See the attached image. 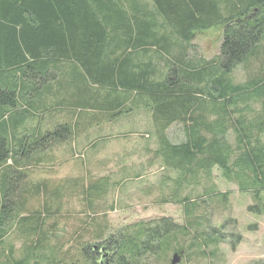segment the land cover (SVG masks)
<instances>
[{
  "label": "trees",
  "instance_id": "16d2710c",
  "mask_svg": "<svg viewBox=\"0 0 264 264\" xmlns=\"http://www.w3.org/2000/svg\"><path fill=\"white\" fill-rule=\"evenodd\" d=\"M217 26L223 29L218 55H191L194 35ZM263 40L264 0H0V167L17 148L28 154L39 141L33 135L24 140L31 134L18 136L16 129L26 114L39 116L34 106L68 118L45 140L70 135L69 123L88 112L111 118L142 105L157 135L155 156L177 172V183L216 166L227 178L237 170L236 178L245 181L239 190L257 195L264 191V76L245 85L228 76L264 57ZM249 96L260 100L261 111L234 119L229 108ZM175 122L184 132L180 143L165 134ZM229 129L234 144L227 141ZM27 167L16 178L6 173L0 187V239L3 223L11 220L25 240L23 255H12L11 264H98L100 248L110 253V264H165L170 251H184L172 244L188 234L191 219L178 224L160 217L108 234L98 226L84 241L57 234L63 196L80 197L94 219L108 177L28 186L21 179ZM178 190L161 201L182 203L188 215L197 197Z\"/></svg>",
  "mask_w": 264,
  "mask_h": 264
},
{
  "label": "rangeland",
  "instance_id": "374dc122",
  "mask_svg": "<svg viewBox=\"0 0 264 264\" xmlns=\"http://www.w3.org/2000/svg\"><path fill=\"white\" fill-rule=\"evenodd\" d=\"M222 30L217 26L197 32L189 53L204 60L216 57ZM260 51L264 54V40ZM262 75L264 57L238 65L228 78L235 84L245 85ZM139 107L111 118L106 115L96 118L88 112L87 118L69 123L73 126L70 135L43 140L53 125H61L62 121L68 123V118L54 112L47 114L49 112L40 109L39 105L34 106V112L40 114L33 116L38 118L26 114L16 129L18 136L31 134L23 137L24 140L30 141L32 135L40 139L28 154H25L26 148L21 151L22 155L17 148L14 159L0 167V187L6 173L16 178L18 171L27 166L22 170L24 182L20 181L28 186L44 182L48 188H54L64 180L81 178L89 184L107 176L108 192L96 201L93 209L97 217L94 219L87 216L93 213L84 208L80 197L63 196V208L57 217V234L84 241L91 239L93 228L98 226H105L108 234L138 221L160 217L178 224L191 219L188 234L172 244V247H184L177 264H264V191L255 195L251 190H239L238 182H245L236 178L239 172L236 170L231 178H227L216 166L210 174L200 171L196 178L187 176L183 183H177V172L159 164L155 156L157 135L150 113L142 105ZM229 109L235 119L242 114L256 117L262 108L259 99L249 96ZM15 112L21 111L15 108ZM165 134L172 143L184 140L183 128L178 122L171 124ZM233 139L234 134L229 129L227 141L234 144ZM261 140L264 143V131ZM176 186L180 196L197 197L187 207L188 215H185L182 203L161 201L165 198L163 195L174 191ZM1 228L4 237L0 239V264H11L12 255L15 260L23 255L25 240L19 235L15 221L6 220ZM210 236L218 238L219 242H211ZM198 244L203 246V252ZM172 253L170 251L162 263L169 264Z\"/></svg>",
  "mask_w": 264,
  "mask_h": 264
},
{
  "label": "water",
  "instance_id": "95a60500",
  "mask_svg": "<svg viewBox=\"0 0 264 264\" xmlns=\"http://www.w3.org/2000/svg\"><path fill=\"white\" fill-rule=\"evenodd\" d=\"M95 248V247H94ZM100 256L98 260V264H110L109 257L110 253L105 251L104 248H100ZM182 252H174L171 256L169 264H177L180 261Z\"/></svg>",
  "mask_w": 264,
  "mask_h": 264
},
{
  "label": "crops",
  "instance_id": "0c3cea01",
  "mask_svg": "<svg viewBox=\"0 0 264 264\" xmlns=\"http://www.w3.org/2000/svg\"><path fill=\"white\" fill-rule=\"evenodd\" d=\"M33 118H38L37 116H33V115H31Z\"/></svg>",
  "mask_w": 264,
  "mask_h": 264
}]
</instances>
